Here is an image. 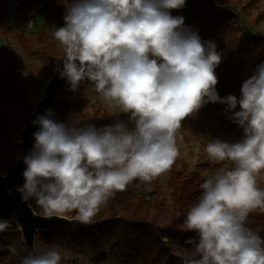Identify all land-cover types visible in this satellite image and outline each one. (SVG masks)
<instances>
[{
  "label": "clouds",
  "instance_id": "obj_1",
  "mask_svg": "<svg viewBox=\"0 0 264 264\" xmlns=\"http://www.w3.org/2000/svg\"><path fill=\"white\" fill-rule=\"evenodd\" d=\"M186 0H70L64 26L51 30L62 49L57 68L69 90L87 82L113 115L127 120L97 128L58 122L50 109L32 121L34 144L23 158L21 200L34 201L44 219L65 218L90 226L101 209L134 181L150 185L180 156L182 121L208 103L226 104L242 129L238 142L209 140L208 161L228 164L200 184L201 195L184 225L195 233L182 264H264V237L247 226L264 214V62L242 82L240 97L221 98L214 41L172 10ZM239 105V110H235ZM137 185V186H139ZM0 220V233L11 227ZM11 254L17 249L9 246ZM56 248L33 249L21 264H61Z\"/></svg>",
  "mask_w": 264,
  "mask_h": 264
},
{
  "label": "trees",
  "instance_id": "obj_2",
  "mask_svg": "<svg viewBox=\"0 0 264 264\" xmlns=\"http://www.w3.org/2000/svg\"><path fill=\"white\" fill-rule=\"evenodd\" d=\"M260 0H186L185 7L172 10L173 16H183L184 23L198 32L202 41H214L221 53L216 67V90L223 98L229 94L239 99L242 82L251 76L256 66L264 62V36L240 26V14L251 15ZM70 0H0V102L7 115L0 113V172L19 156L15 147L22 127L32 122L29 105L41 96L46 81L62 61V49L47 26L34 25L31 30L13 29L6 20L10 10L25 23L37 17L56 21L64 26V15ZM256 24L264 21V8L254 16ZM11 41L28 57L19 65ZM87 82L75 92L65 82L59 88L55 116L59 122L91 123L97 128L127 120L125 114L113 115L99 104H91L85 94ZM227 105L208 103L198 113L211 118L219 131H235L237 142L243 132L228 118ZM235 110H239V105ZM218 164L198 162L193 169L180 163L169 172L165 190L155 180L150 185L134 181L126 191L118 192L101 209L92 225L57 226L40 231L36 249L56 248V245L87 254L96 264L109 257L115 264H182L193 245L186 241L195 233L185 229L187 212L201 195L200 184L209 175L210 167ZM139 185V186H137ZM30 206L37 213L34 201ZM75 213H68L72 218ZM247 226L259 230L264 237V214L249 215ZM9 246L17 249L11 254ZM29 252L18 228L0 233V264H21Z\"/></svg>",
  "mask_w": 264,
  "mask_h": 264
},
{
  "label": "rangeland",
  "instance_id": "obj_3",
  "mask_svg": "<svg viewBox=\"0 0 264 264\" xmlns=\"http://www.w3.org/2000/svg\"><path fill=\"white\" fill-rule=\"evenodd\" d=\"M215 2V0H212ZM264 8V0L259 1V6L256 9L251 11V15H242L240 14V26L244 27L251 31V33H258L264 36V21L256 24L254 22V16ZM8 26L13 29L20 30H31L34 25L43 27L47 26L48 28H59L60 25L52 20L46 19L44 17H37L34 22L25 23L21 16L15 13L13 10H10L6 20ZM13 46L14 55L16 61L19 65L29 62L28 57L24 55L21 48L13 41H11ZM59 64V63H58ZM58 66V65H57ZM54 72V71H53ZM85 94L89 97L91 104H99L105 108L107 112L112 114V110L107 108L102 104L96 94L90 90L88 87L85 90ZM0 113L7 115V110L0 102ZM181 133L183 135V140L178 141V147L180 151V156L175 161L173 167H178L182 163H186L190 169H193L198 162L205 163L208 161L205 146L209 140L219 139L224 142L234 143L237 142L235 131L223 132L219 131L216 127L215 122L211 118H205L200 116L199 113H196L184 121H182ZM16 159V158H15ZM14 159V160H15ZM172 167V168H173ZM221 167H230L228 164H218L216 168H209L205 173H212L218 170ZM5 169V168H4ZM171 171V170H170ZM0 173H4V170ZM169 172L161 176L158 180L159 184L165 190L166 180L168 178ZM259 187L264 189V174H262L261 179L259 180ZM57 250L60 251L62 260L61 264H96L92 261L91 257L87 254L77 253L72 251L70 248L63 247L61 245H56ZM102 264H115L111 257L105 263Z\"/></svg>",
  "mask_w": 264,
  "mask_h": 264
},
{
  "label": "water",
  "instance_id": "obj_4",
  "mask_svg": "<svg viewBox=\"0 0 264 264\" xmlns=\"http://www.w3.org/2000/svg\"><path fill=\"white\" fill-rule=\"evenodd\" d=\"M62 66L63 61H60L56 69H62ZM56 69L43 86L40 98L29 103L33 108L32 121L37 115H43L46 109H50L54 114L53 118L58 121L55 116V108L58 103L56 95L65 79L60 78ZM37 130L38 126L33 125L32 122L21 128L19 139L15 143L19 156L5 167L4 173H0V220H10L18 228L23 244L29 253L34 248L36 249L35 240L40 231L57 226L77 225L72 218L68 217L41 218L30 206V201H22L20 193L17 191V188L24 183L22 173L26 165L23 163V158L31 150L34 144L32 133Z\"/></svg>",
  "mask_w": 264,
  "mask_h": 264
}]
</instances>
